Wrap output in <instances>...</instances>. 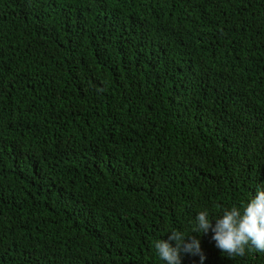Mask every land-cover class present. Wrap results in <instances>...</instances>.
<instances>
[{"label": "trees", "instance_id": "1", "mask_svg": "<svg viewBox=\"0 0 264 264\" xmlns=\"http://www.w3.org/2000/svg\"><path fill=\"white\" fill-rule=\"evenodd\" d=\"M262 187L264 0H0V264H165Z\"/></svg>", "mask_w": 264, "mask_h": 264}, {"label": "clouds", "instance_id": "2", "mask_svg": "<svg viewBox=\"0 0 264 264\" xmlns=\"http://www.w3.org/2000/svg\"><path fill=\"white\" fill-rule=\"evenodd\" d=\"M192 235L183 229L171 232L168 240L155 242L156 254L165 264H182V257L199 256L201 264L206 259L201 240L195 234L213 233L216 247L235 259L248 253H264V187L257 188L255 195L241 205L224 208L222 215L209 218L208 211H199L191 227ZM175 241V246L171 243Z\"/></svg>", "mask_w": 264, "mask_h": 264}]
</instances>
